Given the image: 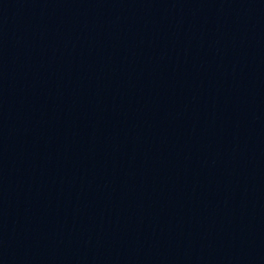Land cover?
Masks as SVG:
<instances>
[{"label": "water", "instance_id": "obj_1", "mask_svg": "<svg viewBox=\"0 0 264 264\" xmlns=\"http://www.w3.org/2000/svg\"><path fill=\"white\" fill-rule=\"evenodd\" d=\"M0 264H264V0H0Z\"/></svg>", "mask_w": 264, "mask_h": 264}]
</instances>
